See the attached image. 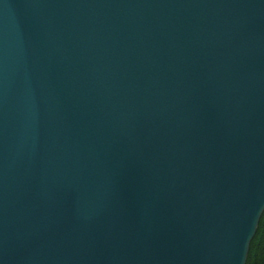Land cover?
<instances>
[{"label":"water","instance_id":"1","mask_svg":"<svg viewBox=\"0 0 264 264\" xmlns=\"http://www.w3.org/2000/svg\"><path fill=\"white\" fill-rule=\"evenodd\" d=\"M264 209V0H0V264H244Z\"/></svg>","mask_w":264,"mask_h":264},{"label":"trees","instance_id":"2","mask_svg":"<svg viewBox=\"0 0 264 264\" xmlns=\"http://www.w3.org/2000/svg\"><path fill=\"white\" fill-rule=\"evenodd\" d=\"M244 264H264V209L258 219L255 233L249 242Z\"/></svg>","mask_w":264,"mask_h":264}]
</instances>
